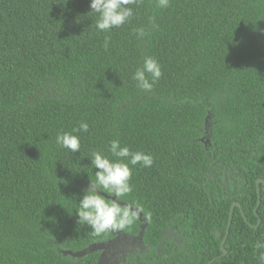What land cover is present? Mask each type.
Listing matches in <instances>:
<instances>
[{"label": "trees", "instance_id": "1", "mask_svg": "<svg viewBox=\"0 0 264 264\" xmlns=\"http://www.w3.org/2000/svg\"><path fill=\"white\" fill-rule=\"evenodd\" d=\"M89 5L0 0V264H98L99 251H66L114 235L75 214L98 171L89 156L111 158L113 139L154 158L130 166L120 201L143 216L120 233L147 218L143 264H264V0H138L110 32ZM148 56L163 73L151 92L132 80ZM81 121L80 152L56 143Z\"/></svg>", "mask_w": 264, "mask_h": 264}, {"label": "clouds", "instance_id": "2", "mask_svg": "<svg viewBox=\"0 0 264 264\" xmlns=\"http://www.w3.org/2000/svg\"><path fill=\"white\" fill-rule=\"evenodd\" d=\"M138 0H90L89 13H94L98 18L94 21L97 31L110 32L113 28L122 27L134 16L131 5ZM160 8L169 6V0H156ZM153 27H158L152 21ZM136 35L143 39L145 29L134 30ZM110 37L105 36L103 47L107 49ZM162 68L159 62L151 57H145L140 67L136 68L132 80L136 86L151 92L155 83L162 77ZM89 124L81 121L77 128L70 132H60L56 136V143L73 153L80 152L79 132H88ZM38 147V146H37ZM107 151L111 158L102 151H94L89 158L91 167L98 169L94 172L95 179L90 176V186L84 190L79 200L75 214L79 225H87L93 233L100 235L108 231H119L130 227L136 218V210L129 206H122L120 201L133 191L131 178L133 168L130 166L141 165L150 168L154 158L150 153L132 151L128 146H122L119 139L110 141ZM111 194L112 198H106L105 194ZM259 250L258 259L264 262V240L256 244Z\"/></svg>", "mask_w": 264, "mask_h": 264}, {"label": "flooded vegetation", "instance_id": "3", "mask_svg": "<svg viewBox=\"0 0 264 264\" xmlns=\"http://www.w3.org/2000/svg\"><path fill=\"white\" fill-rule=\"evenodd\" d=\"M136 209V208H135ZM141 219L143 218L140 217ZM146 223L141 224V230L134 234H123L120 231H115L113 237L109 240L102 242H95L92 244L97 245V250L90 247H84L80 249L79 253L77 251L69 250L68 252L73 256L84 257L89 253H94L99 251L98 264H143L142 260L154 261L155 255L153 253V247L151 243L144 241V232L147 226V218H144ZM143 226L145 227L143 229ZM176 234L173 230H167V236L165 238H170L171 234ZM174 240L177 239V234L172 237ZM106 244L102 248H98L99 244ZM164 245V240L160 244ZM158 245V253H161V247ZM67 252V251H66ZM170 253V250H166ZM171 255V254H170ZM132 258L130 261L129 259Z\"/></svg>", "mask_w": 264, "mask_h": 264}, {"label": "water", "instance_id": "4", "mask_svg": "<svg viewBox=\"0 0 264 264\" xmlns=\"http://www.w3.org/2000/svg\"><path fill=\"white\" fill-rule=\"evenodd\" d=\"M260 183H264V179L263 178H260V179H258V181H257V184H258V186L260 185ZM105 196H107V197H109V198H112V199H115L114 197H111L110 195H107V194H105ZM123 204V203H122ZM261 204V193H260V189H259V201H258V205H257V207H256V211H257V208L259 207V205ZM241 204L239 203V202H237V201H235L234 203H233V205H232V208H231V213H230V215H231V218H232V214H233V209L235 208V206H240ZM133 209H135V208H133ZM136 210V212L138 213V215L140 216V217H142V213L139 211V209H135ZM231 218H230V221H231ZM259 223H260V221H259ZM145 227L143 226V229H144ZM229 228H230V225L228 226V230H227V235L224 237V239L222 240V243H221V248H222V250H223V252L220 254V256H223V255H225L226 253H227V251H226V249H225V243H226V240H227V238H228V233H229ZM221 235V233H220V231H218L217 232V236H220ZM106 244V242L105 243H102V244H99L98 245V248H102L104 245ZM90 247L91 248H93V249H96L97 250V245L96 244H92V245H90ZM69 250H67V252H68ZM80 251H77L76 253H79ZM80 256V255H79Z\"/></svg>", "mask_w": 264, "mask_h": 264}]
</instances>
